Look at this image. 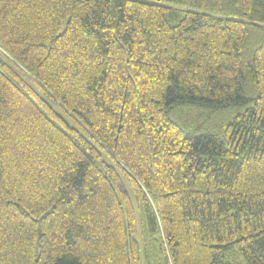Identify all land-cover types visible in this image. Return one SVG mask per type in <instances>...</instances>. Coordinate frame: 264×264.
<instances>
[{
  "label": "trees",
  "instance_id": "16d2710c",
  "mask_svg": "<svg viewBox=\"0 0 264 264\" xmlns=\"http://www.w3.org/2000/svg\"><path fill=\"white\" fill-rule=\"evenodd\" d=\"M0 264H264V0H0Z\"/></svg>",
  "mask_w": 264,
  "mask_h": 264
},
{
  "label": "built area",
  "instance_id": "2783aa9c",
  "mask_svg": "<svg viewBox=\"0 0 264 264\" xmlns=\"http://www.w3.org/2000/svg\"><path fill=\"white\" fill-rule=\"evenodd\" d=\"M6 52L0 46V56H6Z\"/></svg>",
  "mask_w": 264,
  "mask_h": 264
}]
</instances>
